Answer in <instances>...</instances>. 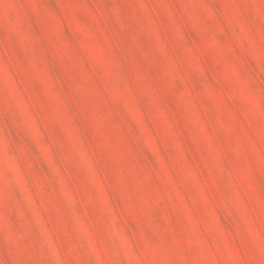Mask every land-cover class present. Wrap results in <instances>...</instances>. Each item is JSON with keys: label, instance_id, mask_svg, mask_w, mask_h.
I'll return each mask as SVG.
<instances>
[{"label": "rangeland", "instance_id": "rangeland-1", "mask_svg": "<svg viewBox=\"0 0 264 264\" xmlns=\"http://www.w3.org/2000/svg\"><path fill=\"white\" fill-rule=\"evenodd\" d=\"M0 264H264V0H0Z\"/></svg>", "mask_w": 264, "mask_h": 264}]
</instances>
